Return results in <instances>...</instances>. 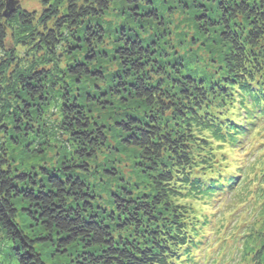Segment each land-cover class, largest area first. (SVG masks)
Wrapping results in <instances>:
<instances>
[{
    "label": "trees",
    "instance_id": "1",
    "mask_svg": "<svg viewBox=\"0 0 264 264\" xmlns=\"http://www.w3.org/2000/svg\"><path fill=\"white\" fill-rule=\"evenodd\" d=\"M40 2L0 0V264H46L39 244L74 264H197L198 205L235 188L264 210V142L233 156L264 122V0ZM246 232L263 263L264 229Z\"/></svg>",
    "mask_w": 264,
    "mask_h": 264
},
{
    "label": "rangeland",
    "instance_id": "2",
    "mask_svg": "<svg viewBox=\"0 0 264 264\" xmlns=\"http://www.w3.org/2000/svg\"><path fill=\"white\" fill-rule=\"evenodd\" d=\"M20 5L26 6L29 9H41L42 4L40 0H18ZM183 14H179L177 18H183ZM190 23V21L188 22ZM260 127L264 128V122L258 123V125L251 131L246 139L245 148L233 153L237 163L242 164L244 162L250 161L255 155H251V150L257 149L255 147V141L258 147L264 142V131L259 134L258 138H255L257 130ZM263 135L261 138L260 136ZM17 146V145H16ZM12 147L13 157H17L25 162L27 159V153L24 148L20 146L16 148ZM253 156V157H252ZM15 157V158H16ZM128 161L123 159L122 171L124 168L125 176H130L132 173L130 166L124 164L131 163L133 165V156L130 155L126 157ZM231 158V155L230 157ZM125 162V163H124ZM264 162V160H263ZM25 165V164H24ZM264 167L262 165L261 169ZM241 179V177H240ZM239 179V180H240ZM261 181L257 179L253 180L251 183V188L256 191L259 190ZM239 183V182H238ZM235 188L229 190L226 194L218 197L216 200L211 201V205H198V208L202 210L203 213L208 214L211 218L208 226L205 228V239L203 244L200 246L199 251L195 257V262L197 264H255L257 259L255 257V252L253 250L247 251L244 249V243L241 239L246 238L247 228L255 223V230L262 231L264 223V210H256L251 208L249 210H242L243 206L235 203ZM242 210V211H241ZM24 213V211H22ZM239 213H242V219L236 217ZM24 223V232L31 238H36L37 236H46V231L41 227H38L35 223L30 222L27 219ZM263 221V222H262ZM223 222V225L221 223ZM262 222V224H261ZM21 223V222H20ZM246 232V233H245ZM255 234V233H254ZM37 250L41 253L46 264H74L71 256H65L64 253L59 252L56 246L52 244H39ZM264 260V256H263ZM193 264V263H192ZM260 264H264L260 263Z\"/></svg>",
    "mask_w": 264,
    "mask_h": 264
},
{
    "label": "water",
    "instance_id": "3",
    "mask_svg": "<svg viewBox=\"0 0 264 264\" xmlns=\"http://www.w3.org/2000/svg\"><path fill=\"white\" fill-rule=\"evenodd\" d=\"M19 4L18 0H7V12L6 14L11 13L15 10V7Z\"/></svg>",
    "mask_w": 264,
    "mask_h": 264
}]
</instances>
